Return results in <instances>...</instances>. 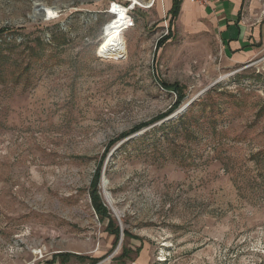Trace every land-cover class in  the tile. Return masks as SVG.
<instances>
[{"label": "rangeland", "instance_id": "obj_1", "mask_svg": "<svg viewBox=\"0 0 264 264\" xmlns=\"http://www.w3.org/2000/svg\"><path fill=\"white\" fill-rule=\"evenodd\" d=\"M138 1L115 47L130 0H0V264H264V51L230 64L200 4L170 23L169 0ZM159 81L188 101L211 89L199 97L221 109L219 141L212 127L179 140L191 164L165 144L111 145L172 107ZM100 165L118 240L91 204ZM66 252L85 258H55Z\"/></svg>", "mask_w": 264, "mask_h": 264}, {"label": "trees", "instance_id": "obj_2", "mask_svg": "<svg viewBox=\"0 0 264 264\" xmlns=\"http://www.w3.org/2000/svg\"><path fill=\"white\" fill-rule=\"evenodd\" d=\"M182 3L183 0H172L171 7L169 9L170 23H173L174 20H176V18L178 17L182 7ZM61 37L62 31L59 30L53 35V39H59ZM168 39H170V35L162 37L159 40L158 46L161 47ZM7 44L9 46L11 45V43ZM159 82L160 85L165 89H174L176 93V100L172 107L165 113L156 116L152 120L137 124L131 129L123 132L111 143V145L127 138L128 139L122 144L125 145V147H128V145H130L132 141L144 143L143 145H145V143L147 142V146L151 145V147H153V150H155L158 146L161 148V146L165 144L163 149L168 151L172 159L178 162L180 161L181 164H186L183 162L189 160L191 164L194 162L195 156L193 155V153H190V155L188 156L180 155V153L178 152V148L183 145L179 143V140L183 139L185 140L184 142L193 143V141H196V138L199 134H205V131L212 127L215 134L214 138L217 137L219 141L221 139V136L216 133V117L220 115L221 109H219V105H215V103L207 105L206 100H208V96L204 95L194 100L188 106V108L184 112L179 113L176 118L172 117L168 120H164L167 117L171 116L184 103H186L188 101V98L185 88L182 85L178 83L168 84L164 81ZM210 90L211 89H209L208 91ZM198 104H201V107L198 110H195L194 105L196 106ZM162 120L164 121L159 125L152 126ZM144 129L146 130L143 131L140 135L129 138L130 136ZM149 136H151V138H149ZM100 177L101 165L97 168L90 186L89 192L91 196V204L101 220H103L104 218H107L109 220V231L110 233L114 234L116 239L118 240L120 236V229L117 226L114 218H112V216L109 214V211L103 204L101 196L99 194ZM124 233L126 236L129 235L127 231H124ZM72 257H75L76 259L85 258L82 255H76L68 252L58 253L55 256V258H59L64 263H66Z\"/></svg>", "mask_w": 264, "mask_h": 264}, {"label": "crops", "instance_id": "obj_3", "mask_svg": "<svg viewBox=\"0 0 264 264\" xmlns=\"http://www.w3.org/2000/svg\"><path fill=\"white\" fill-rule=\"evenodd\" d=\"M196 3L183 0L182 11L194 10ZM200 5L201 14L214 23L230 64H245L264 51V6L257 8V0H206Z\"/></svg>", "mask_w": 264, "mask_h": 264}, {"label": "bare ground", "instance_id": "obj_4", "mask_svg": "<svg viewBox=\"0 0 264 264\" xmlns=\"http://www.w3.org/2000/svg\"><path fill=\"white\" fill-rule=\"evenodd\" d=\"M130 1L134 2L135 5H137L138 3L141 4V5H144V4H142V3H144L142 1H141L142 3L139 2L138 0H130ZM38 7H40V5H38L36 7V11H40V13L42 11L45 12V16L46 17H51V15H49L50 13H47V12H52V13L56 12L57 8H58L57 6L49 7V8L41 6V7H43V10H39ZM116 14H117L116 21L108 29L109 36L107 38V43L106 44L108 46L118 47L122 43V33H123L122 27L126 24V20H127V17H128L127 7L117 6ZM42 15H44V14H41V15H38V16H42Z\"/></svg>", "mask_w": 264, "mask_h": 264}, {"label": "built area", "instance_id": "obj_5", "mask_svg": "<svg viewBox=\"0 0 264 264\" xmlns=\"http://www.w3.org/2000/svg\"><path fill=\"white\" fill-rule=\"evenodd\" d=\"M197 3H200V4H203L206 0H195ZM133 4V3H132ZM130 4L129 6H127V13H128V17H127V20H126V24L122 27V29H123V31L125 30V29H129V28H131V27H133L134 26V22H135V20H134V16L132 15V10L137 6H135V4ZM115 5H119V3H117V2H113L112 4H111V10H112V12L114 11L113 9H114V6ZM121 5V4H120Z\"/></svg>", "mask_w": 264, "mask_h": 264}, {"label": "water", "instance_id": "obj_6", "mask_svg": "<svg viewBox=\"0 0 264 264\" xmlns=\"http://www.w3.org/2000/svg\"><path fill=\"white\" fill-rule=\"evenodd\" d=\"M39 8V10H43V7H38ZM208 90V88H206V89H204L202 92H200L199 94H197L195 97H193L192 99H190L187 103H185L184 105H183V107L181 108V111L180 112H182V111H185L187 108H188V106L195 100V99H197L199 96H201L203 93H205L206 91Z\"/></svg>", "mask_w": 264, "mask_h": 264}]
</instances>
